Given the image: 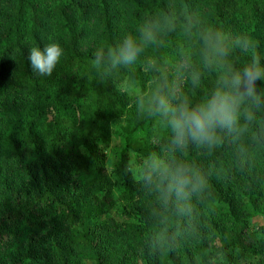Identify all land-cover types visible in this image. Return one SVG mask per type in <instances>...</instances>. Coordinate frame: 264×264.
Listing matches in <instances>:
<instances>
[{
    "label": "trees",
    "instance_id": "obj_1",
    "mask_svg": "<svg viewBox=\"0 0 264 264\" xmlns=\"http://www.w3.org/2000/svg\"><path fill=\"white\" fill-rule=\"evenodd\" d=\"M144 24L155 39L135 63L91 67ZM212 31L249 40L233 70L264 64V0H0V264H264V110L239 138L176 149L146 102L161 85L193 103L209 93L223 70L202 62ZM53 40L63 55L36 75L27 49ZM113 124L124 148L108 170ZM154 156L203 189L162 202L140 178Z\"/></svg>",
    "mask_w": 264,
    "mask_h": 264
},
{
    "label": "clouds",
    "instance_id": "obj_2",
    "mask_svg": "<svg viewBox=\"0 0 264 264\" xmlns=\"http://www.w3.org/2000/svg\"><path fill=\"white\" fill-rule=\"evenodd\" d=\"M139 35L125 34L120 42L105 50L98 48L90 54L92 68L107 64L110 68L131 65L144 51L146 45L155 39L152 26L142 25ZM207 51L203 64L218 71L214 87L199 102L193 103L187 97L172 91L165 92V86L157 88L147 98L149 111L158 115L170 134V143L176 149L192 143L206 148L215 147L221 139V132L242 136L248 124L255 120L257 110H264L262 95L257 91V82L264 83V64L256 57L239 70H233L227 63L234 47L247 51L250 47L246 37L232 40L220 31L201 33ZM63 55V48L56 41L32 45L27 49V61L33 73L51 76ZM196 74L195 78H198ZM140 178L153 185L162 202L174 200L187 203L203 189L204 180L191 172L183 162L167 163L158 156L149 157L142 165Z\"/></svg>",
    "mask_w": 264,
    "mask_h": 264
},
{
    "label": "rangeland",
    "instance_id": "obj_3",
    "mask_svg": "<svg viewBox=\"0 0 264 264\" xmlns=\"http://www.w3.org/2000/svg\"><path fill=\"white\" fill-rule=\"evenodd\" d=\"M117 124H113V134L109 140V143L105 149L106 156V165L107 169L110 170L118 161L121 151L124 148V139L117 132ZM264 220L262 218H258L254 221L255 225H259L263 223ZM236 264H245L243 262H237Z\"/></svg>",
    "mask_w": 264,
    "mask_h": 264
}]
</instances>
